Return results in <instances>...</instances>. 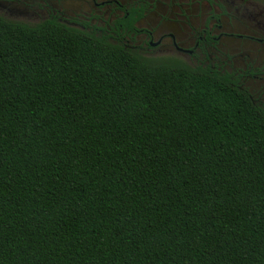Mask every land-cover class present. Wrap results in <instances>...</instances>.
<instances>
[{"label": "trees", "instance_id": "trees-1", "mask_svg": "<svg viewBox=\"0 0 264 264\" xmlns=\"http://www.w3.org/2000/svg\"><path fill=\"white\" fill-rule=\"evenodd\" d=\"M0 264H264V108L227 75L0 14Z\"/></svg>", "mask_w": 264, "mask_h": 264}, {"label": "flooded vegetation", "instance_id": "flooded-vegetation-1", "mask_svg": "<svg viewBox=\"0 0 264 264\" xmlns=\"http://www.w3.org/2000/svg\"><path fill=\"white\" fill-rule=\"evenodd\" d=\"M64 1L0 0V10L10 21L54 20L151 60L227 75L264 108V56L254 62L240 51L244 43L264 51V0H81L79 7Z\"/></svg>", "mask_w": 264, "mask_h": 264}, {"label": "rangeland", "instance_id": "rangeland-1", "mask_svg": "<svg viewBox=\"0 0 264 264\" xmlns=\"http://www.w3.org/2000/svg\"><path fill=\"white\" fill-rule=\"evenodd\" d=\"M63 2V1H62ZM61 1H60V3H62ZM64 2H67V3H69L70 4V6H72V7H79V6H81V0H66V1H64ZM0 13H1V15H3L5 18H7L8 20H14V19H12V18H10V17H7L6 15H5V13L3 12V10H0ZM18 21V20H17ZM22 21H25V20H22ZM25 22H28V23H30V24H33L34 22H30V21H25ZM235 46V44H233V43H231L230 45H229V48L230 49H232V48H235L234 47ZM241 50H243V51H247V52H249L250 53V56H251V58H252V60L254 61V62H258L263 56H264V51H263V48L262 47H260V46H257L256 44H252V43H244V44H242L241 45V47H240V51ZM159 61V60H158Z\"/></svg>", "mask_w": 264, "mask_h": 264}]
</instances>
